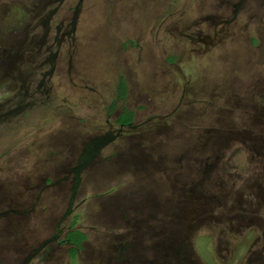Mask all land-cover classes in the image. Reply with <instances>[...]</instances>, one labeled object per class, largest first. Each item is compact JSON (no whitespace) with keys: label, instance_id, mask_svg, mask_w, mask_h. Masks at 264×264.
<instances>
[{"label":"rangeland","instance_id":"1","mask_svg":"<svg viewBox=\"0 0 264 264\" xmlns=\"http://www.w3.org/2000/svg\"><path fill=\"white\" fill-rule=\"evenodd\" d=\"M58 1L0 0V264L264 263L260 0H83L72 75L43 79Z\"/></svg>","mask_w":264,"mask_h":264},{"label":"flooded vegetation","instance_id":"2","mask_svg":"<svg viewBox=\"0 0 264 264\" xmlns=\"http://www.w3.org/2000/svg\"><path fill=\"white\" fill-rule=\"evenodd\" d=\"M244 1H247V0H244ZM65 3H66V0H59L57 3V5H59V6H57L56 8H59L60 6L61 7L64 6ZM78 3H79V0H78ZM78 3L76 4V7L74 8V10L71 12V23L69 25V28L65 27V21L64 20L59 21V23L57 25H55V31L53 34V37H54L53 38L54 39L53 45L52 46L48 45L45 47L47 55L49 56V61H46L47 64L49 65V71H48V73L43 74V76H42L43 79H45L47 77H48V79H52V77L54 76V74L56 72L57 64H60V58H61V63L66 64V75L68 77H70L73 73L74 64H73V56L71 54V51H72V45L75 42V38H74L75 31L74 30L76 29L77 24H78V20H79L78 19L79 18L78 15H79V11H80L79 8L82 6L83 0L79 6H78ZM260 3L262 6H264V0H260ZM77 6H78V11L76 12L77 17H76V21L74 22V25H73V22H72L73 16H74V13H75ZM235 9H237V7H235ZM57 12H59V9L54 10V12H52L50 14L51 20L55 18V16L58 14ZM232 15H233V17H231L230 19H227V20H223V22L221 23V26L224 28H225V26L228 27L227 30H229V31H231L232 27L235 26V24H237V22H238L237 21V10L236 11L234 10ZM247 25L248 24H244L242 26L243 30L245 28L246 29L248 28ZM234 31H236V30H234ZM234 31H231L232 33L229 32L228 34L224 35V38L225 39L227 38L226 41H223V42H225L224 45H226L228 43V41H231V42L234 41L233 36H231V35H234V36L236 35V33ZM238 31H241V30H238ZM48 35H49V33H48ZM224 38H222V39H224ZM249 43L253 47H256L258 40L250 38ZM64 44L67 46V48H65ZM229 45H232V44H229ZM53 47H55V50H52ZM45 75H46V77H44ZM117 125L119 127V130H117L116 132L114 130H112V125H109V130L103 138H106V140H111L112 138H115V135H117L118 132L125 131L126 128L130 127L131 123H126L125 125H120V124H117ZM90 145L92 148H95L94 144H90ZM2 215H6V214H2ZM58 235H59V231H58ZM168 252H170V253L172 252L174 255H177L176 257L174 256L172 258L173 261H175L176 263L185 264L184 260H186V258H187V257H184L186 254V250L180 249V252H176L170 248V249H168ZM260 252H261V254H262V252H264V247L262 249H260ZM261 254H260V256H261ZM260 256H259V260L262 261L263 258H260ZM259 264H264V263L259 262Z\"/></svg>","mask_w":264,"mask_h":264},{"label":"water","instance_id":"3","mask_svg":"<svg viewBox=\"0 0 264 264\" xmlns=\"http://www.w3.org/2000/svg\"><path fill=\"white\" fill-rule=\"evenodd\" d=\"M81 2H82V0H79V3H78V6L81 4ZM78 6H77V8H76V10H75V13H74V16H73V25H74V22L76 21V17H77V15H76V12L78 11ZM109 140H106V138H104V139H100V140H98V142L97 143H95V142H93V144H94V146H95V148H92V150H94V152L96 151V152H98L107 142H108ZM95 152V153H96ZM84 154H82L81 155V160H79V163L77 164V166L73 169V172L75 173V176H74V185H73V188H72V195H71V198H70V202H69V204H68V208H67V211H66V213H65V216H64V218L67 216V214H69L70 213V210H71V205H72V203H73V199H74V197H75V193H76V190H77V185L79 184V174H80V172L85 168V164H86V158L87 159H89L88 157H89V155H88V152L85 150L84 152H83ZM63 218V219H64Z\"/></svg>","mask_w":264,"mask_h":264},{"label":"trees","instance_id":"4","mask_svg":"<svg viewBox=\"0 0 264 264\" xmlns=\"http://www.w3.org/2000/svg\"><path fill=\"white\" fill-rule=\"evenodd\" d=\"M126 95V86L124 84V82L121 80V83H120V86H119V90H118V96L117 98L118 99H124ZM126 115V116H123V119H126L127 118V113H122V115ZM128 123H132V115L129 113L128 114ZM85 236L81 233H78L77 231L75 232H70L68 235H67V239H65V243H69L72 248L70 249V253L73 255H75L77 249H80L81 248V245L83 243V241H85Z\"/></svg>","mask_w":264,"mask_h":264},{"label":"bare ground","instance_id":"5","mask_svg":"<svg viewBox=\"0 0 264 264\" xmlns=\"http://www.w3.org/2000/svg\"><path fill=\"white\" fill-rule=\"evenodd\" d=\"M83 10V9H82Z\"/></svg>","mask_w":264,"mask_h":264}]
</instances>
